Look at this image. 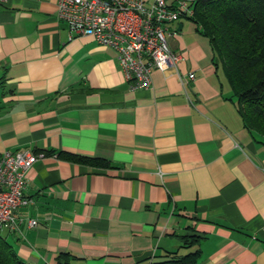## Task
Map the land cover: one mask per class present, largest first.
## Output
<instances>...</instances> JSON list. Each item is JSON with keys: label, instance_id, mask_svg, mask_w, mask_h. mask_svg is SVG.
<instances>
[{"label": "crops", "instance_id": "obj_1", "mask_svg": "<svg viewBox=\"0 0 264 264\" xmlns=\"http://www.w3.org/2000/svg\"><path fill=\"white\" fill-rule=\"evenodd\" d=\"M56 7L0 0V156L43 154L14 212L23 222L0 236L26 264H145L174 251L264 264V144L243 127L208 41L180 18L167 42L181 60L132 90L115 53L70 38ZM185 235L198 238L181 248Z\"/></svg>", "mask_w": 264, "mask_h": 264}, {"label": "built area", "instance_id": "obj_2", "mask_svg": "<svg viewBox=\"0 0 264 264\" xmlns=\"http://www.w3.org/2000/svg\"><path fill=\"white\" fill-rule=\"evenodd\" d=\"M196 0H57L56 17L64 22L70 38L90 36L112 50L132 90L147 89L151 73L174 68L181 56L173 53L167 36L175 34L170 26L191 17ZM182 84L194 80L193 73L179 75ZM42 153L20 150L0 156V227L16 229L22 219L15 210L30 203L24 197L27 173ZM28 227L37 221L27 220Z\"/></svg>", "mask_w": 264, "mask_h": 264}, {"label": "trees", "instance_id": "obj_3", "mask_svg": "<svg viewBox=\"0 0 264 264\" xmlns=\"http://www.w3.org/2000/svg\"><path fill=\"white\" fill-rule=\"evenodd\" d=\"M188 18L208 41L211 63L231 93L243 127L264 144V0H196ZM38 153V152H34ZM84 165L108 166L101 159L60 155ZM188 248L197 236L178 237ZM68 264L69 255L59 258ZM199 254L169 252L145 264H197ZM0 264H26L0 236Z\"/></svg>", "mask_w": 264, "mask_h": 264}]
</instances>
